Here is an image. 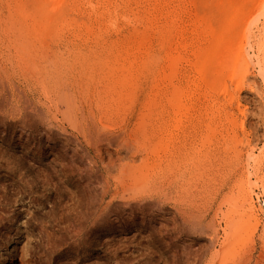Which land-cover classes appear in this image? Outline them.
Here are the masks:
<instances>
[{"label":"rangeland","instance_id":"1","mask_svg":"<svg viewBox=\"0 0 264 264\" xmlns=\"http://www.w3.org/2000/svg\"><path fill=\"white\" fill-rule=\"evenodd\" d=\"M0 264H264V0H0Z\"/></svg>","mask_w":264,"mask_h":264},{"label":"bare ground","instance_id":"2","mask_svg":"<svg viewBox=\"0 0 264 264\" xmlns=\"http://www.w3.org/2000/svg\"><path fill=\"white\" fill-rule=\"evenodd\" d=\"M231 100H232V99H231ZM236 104H238V101H237ZM238 105H239V104H238ZM244 106H245V105H244ZM236 107H237V105H236ZM245 107H246V106H245ZM185 108H186V107H185ZM191 108H192V107H191ZM237 108H238V107H237ZM242 108H244V107H242ZM242 108H240V110H239V108H238V110L241 111L240 113H243V111H242L243 109H242ZM246 108H247V107H246ZM192 109H193V108H192ZM241 109H242V110H241ZM184 110H185V109H184ZM184 110H183V113H184ZM186 110H187V108H186ZM187 112H188V111H187ZM185 113H186V112H185ZM243 115H245V114H243ZM234 118H235V116H234ZM236 119H237V118H236ZM240 120H241V119H240ZM232 121L235 122L236 120H234V119L232 118ZM238 121H239V120H238ZM234 122H232V123H233V126L235 127L236 124L234 125ZM244 122H245V121H244ZM235 123H236V122H235ZM242 123H243V122H242ZM238 124H239V122L237 123V125H238ZM244 124H245V123H244ZM244 124H241V125L239 124V126H242V127L244 128ZM240 129H241V128H240ZM241 130H242V129H241ZM245 134H246V133H245ZM249 142H250V141H249ZM250 209H251V208H250ZM250 209H249V210H250ZM252 210H253V209H252ZM251 213H252V212H251ZM251 213H250V214H251ZM252 215H253V214H252ZM257 217H258V216H257ZM252 218H253V217H252ZM253 219H255V217H254ZM260 219H261V217H260ZM259 221H260V220H258L257 223H256V221H255V224H258Z\"/></svg>","mask_w":264,"mask_h":264}]
</instances>
